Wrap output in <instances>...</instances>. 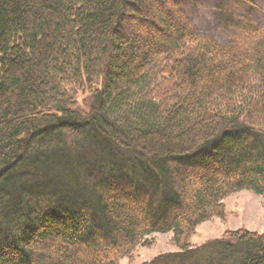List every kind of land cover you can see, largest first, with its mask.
<instances>
[{
    "label": "trees",
    "instance_id": "1",
    "mask_svg": "<svg viewBox=\"0 0 264 264\" xmlns=\"http://www.w3.org/2000/svg\"><path fill=\"white\" fill-rule=\"evenodd\" d=\"M220 0H0V264H264V234L191 249L223 200L264 197V25ZM85 95V96H84Z\"/></svg>",
    "mask_w": 264,
    "mask_h": 264
},
{
    "label": "rangeland",
    "instance_id": "2",
    "mask_svg": "<svg viewBox=\"0 0 264 264\" xmlns=\"http://www.w3.org/2000/svg\"><path fill=\"white\" fill-rule=\"evenodd\" d=\"M219 1L204 0L199 9L189 4L185 9L197 29L209 31L221 38L222 34L216 27L214 19L215 7ZM226 2L229 1L226 0ZM251 2L254 6L236 4L237 14L240 17L251 15L264 25V0H252ZM223 204L225 213L222 218H211L195 228L188 243L192 250L209 241L228 240L237 231L264 234V197L253 194L251 191H240L227 196ZM178 252L171 233H155L147 236L131 255L121 259L119 264H148L160 256L175 255Z\"/></svg>",
    "mask_w": 264,
    "mask_h": 264
}]
</instances>
